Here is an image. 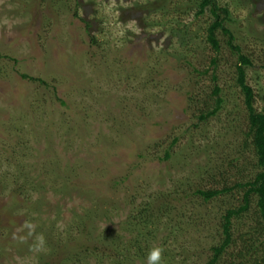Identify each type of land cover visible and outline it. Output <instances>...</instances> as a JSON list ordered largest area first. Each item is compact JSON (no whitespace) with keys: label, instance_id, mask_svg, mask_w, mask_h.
<instances>
[{"label":"rangeland","instance_id":"374dc122","mask_svg":"<svg viewBox=\"0 0 264 264\" xmlns=\"http://www.w3.org/2000/svg\"><path fill=\"white\" fill-rule=\"evenodd\" d=\"M160 1L0 0V264H147L131 250L128 224L166 194L168 214L143 248L162 246V264L213 260L227 212L244 205L238 185L261 172L239 55L222 31L214 50V18L196 17L201 0ZM215 1L252 61L247 84L264 114V0ZM216 86L222 108L200 121ZM224 189L209 202L198 195ZM257 199L233 218L235 245L217 264L255 260L246 248L256 245L264 257ZM25 221L36 228L21 243L13 234L27 235ZM39 234L44 250L31 251ZM101 235L123 250L117 262L90 249L104 250L92 241Z\"/></svg>","mask_w":264,"mask_h":264},{"label":"trees","instance_id":"16d2710c","mask_svg":"<svg viewBox=\"0 0 264 264\" xmlns=\"http://www.w3.org/2000/svg\"><path fill=\"white\" fill-rule=\"evenodd\" d=\"M162 1V0H161ZM160 1V3H161ZM165 2V0H164ZM199 10L198 13L196 14V17L203 16L205 13L208 11L210 12V15L214 18L213 24L209 27L208 29V41L214 48L216 52L220 51V43L217 39V32L222 31V33L225 36L229 37V47H231L232 50L235 51L239 55V60L237 64V84L241 88L242 93L244 95V101L246 102L245 105L248 110L249 114V121H250V126H251V131L250 134L248 135L252 139V146L253 150L255 152V155L258 159V166L261 169V172L255 175V179L253 181H249L246 184H239L238 187L245 189V196H244V205H242L239 209L237 210H229L227 212V215L224 218V224H223V229H224V235L225 239L223 243L219 246H216L213 248L214 251V257L211 262L208 264H217L220 262L222 254L232 245H235V241L232 237V225H233V218L234 217H239L243 213L249 212L251 208V200L252 197L256 196L257 199V208L259 213V219L261 224L264 227V114L258 113L257 110L255 109V92L254 89L247 84V68H250L252 65V61L242 54V51L240 47L236 46L234 44L235 41V36L230 28L226 26V23L230 21V12L228 8H222L220 7L215 0H201V2L198 4ZM187 35L188 30L185 31ZM217 62L216 60H213V65H216ZM24 79L30 80L32 82H39L43 83L44 82L40 79H36L33 77H29L27 75L22 76ZM214 81H217L216 75L213 76ZM221 92L222 90L216 86L214 88V95L217 97V101L214 107L208 106L206 109L207 111L203 112L201 116L199 117L200 121H206L207 119L211 117H215L219 114V111L222 108V105L224 103L223 97H221ZM176 143V140H174ZM171 149H169L166 154H165V159L169 160L171 159ZM25 186L19 185L17 186V191L23 190ZM227 190H215V191H198V195L203 197L205 201L209 202L213 200L214 198L218 197L219 195L225 193ZM169 197V194L165 195V200L161 201L160 204L153 206V207H147V204H145L141 209H139L136 214L138 218V222L136 223L133 219L132 221L130 220V223L128 225L135 226L134 228L136 236L134 241H131V250L134 251L135 255L140 257L143 261H146V256H147V251L145 248H143V245L148 243V237L152 235V233L155 232L153 229L157 221L161 222V220L166 217L168 214V209L170 207V201L167 200ZM170 199V198H168ZM134 202L132 201V204ZM106 207H104V211L102 212V217H104L107 213ZM144 208V209H143ZM85 219V217H84ZM87 226L84 225V220L80 222V228L88 229V225L90 223H93L91 217L87 216ZM92 221V222H91ZM128 223V222H127ZM153 227V228H152ZM91 230L93 228L91 227ZM81 231V230H79ZM82 232V231H81ZM148 236V237H147ZM96 244L104 246V250L102 251L101 248L98 246H94V248H90L91 250L94 251V255L96 257H99V255L102 257L107 255H110L111 261L115 260L117 262V257L122 254L120 251L123 252L119 248V246H115L113 243L114 241L112 240V244H107L109 241V238H105L102 235L93 239ZM51 245V244H49ZM89 248V245H88ZM107 249H110L107 251ZM129 250V251H131ZM247 251V256H256L255 260H250V262H247L246 264H264V257L259 256V246L256 245L254 248L250 246V248H246ZM107 252V253H106ZM124 253V252H123ZM140 254V255H139ZM241 255L243 253H240ZM264 254V253H261ZM107 255V256H108ZM104 256V257H105ZM109 257V258H110ZM246 254L242 256V258H245ZM101 259V258H98ZM101 261V260H100ZM39 264H53L51 261H45L44 263H39ZM119 264V263H115Z\"/></svg>","mask_w":264,"mask_h":264},{"label":"clouds","instance_id":"9594fccd","mask_svg":"<svg viewBox=\"0 0 264 264\" xmlns=\"http://www.w3.org/2000/svg\"><path fill=\"white\" fill-rule=\"evenodd\" d=\"M23 229H27V235L17 236L13 234V239H18L21 243L26 242L29 237L35 233L36 225L34 223L25 221ZM45 238L43 234L35 235L34 243L31 245L30 250L34 252H41L45 247ZM164 248L162 246H153L147 255V264H162Z\"/></svg>","mask_w":264,"mask_h":264}]
</instances>
